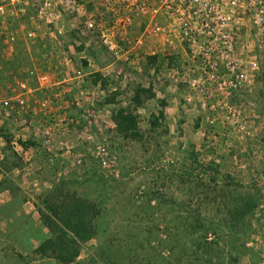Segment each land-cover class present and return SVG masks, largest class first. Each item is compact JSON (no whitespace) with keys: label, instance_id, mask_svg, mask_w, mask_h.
I'll list each match as a JSON object with an SVG mask.
<instances>
[{"label":"rangeland","instance_id":"rangeland-1","mask_svg":"<svg viewBox=\"0 0 264 264\" xmlns=\"http://www.w3.org/2000/svg\"><path fill=\"white\" fill-rule=\"evenodd\" d=\"M22 1L0 16V264H64L35 249L43 213L74 196L99 213L70 264H264V30L232 31L210 67L174 1Z\"/></svg>","mask_w":264,"mask_h":264},{"label":"built area","instance_id":"built-area-1","mask_svg":"<svg viewBox=\"0 0 264 264\" xmlns=\"http://www.w3.org/2000/svg\"><path fill=\"white\" fill-rule=\"evenodd\" d=\"M175 2L174 11L183 13V24L181 29L184 35L188 36L190 48L192 49L196 45H202L204 50L198 56L204 61H207L210 67H213V63L218 60L215 53V47L217 44H223L225 47L223 50H228L233 44L234 37L232 31L241 30L245 27L250 26V22L253 27L264 30V0H171ZM218 1L217 6L212 5ZM74 7V11L78 14L81 12V4L79 5L77 0L71 1ZM160 9L163 8L165 0H160ZM25 2L22 0H0V16L9 15V18H15L21 14L26 13ZM209 7V12H208ZM53 8L52 1H46L45 6L40 9V18L46 19V24L49 26L53 25L55 19H53ZM158 11V9L156 10ZM60 12V11H59ZM186 14L189 17H193L192 14L196 15L197 24L194 25L189 19H185ZM97 26L95 21L88 22L89 30L94 29ZM149 31V30H148ZM156 35H162L166 33L167 29L163 26L154 27ZM150 32V31H149ZM198 33V34H197ZM30 37L35 36L34 31H29ZM198 35H203V39H200ZM16 37L9 35L5 43L4 54L8 57L14 51V45ZM114 39H110V43H113ZM141 42V41H140ZM194 51V50H193ZM10 53V54H9ZM196 56L193 55V58ZM221 58V56H220ZM227 67L230 70H234V65L226 57ZM256 66V63H254ZM1 69V66H0ZM204 73H208V70L204 67ZM212 78L215 75H211ZM78 77H82L81 71H78ZM46 80L47 77L41 78ZM219 87L223 86V82L218 83ZM32 92L29 81L18 80L14 93L17 101L22 107L26 105L27 95Z\"/></svg>","mask_w":264,"mask_h":264},{"label":"trees","instance_id":"trees-1","mask_svg":"<svg viewBox=\"0 0 264 264\" xmlns=\"http://www.w3.org/2000/svg\"><path fill=\"white\" fill-rule=\"evenodd\" d=\"M148 92L151 93L147 89L138 91V103H141V95ZM123 112L120 115L122 120L117 117L114 120L120 130L127 134L128 128L136 127V117L133 113L126 117ZM98 213L92 202L81 197L74 196L68 202L55 204L50 213H43L44 223L51 236L44 240L35 252L43 256L51 255L64 264L73 263L80 256L82 245L95 237L97 226L94 217Z\"/></svg>","mask_w":264,"mask_h":264},{"label":"crops","instance_id":"crops-1","mask_svg":"<svg viewBox=\"0 0 264 264\" xmlns=\"http://www.w3.org/2000/svg\"><path fill=\"white\" fill-rule=\"evenodd\" d=\"M48 34H49V36H50L49 38H51V40H52V35H50V33H49V32H48Z\"/></svg>","mask_w":264,"mask_h":264}]
</instances>
